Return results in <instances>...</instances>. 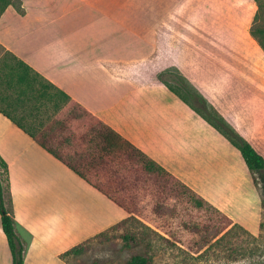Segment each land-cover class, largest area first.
I'll return each instance as SVG.
<instances>
[{"label": "crops", "instance_id": "0c3cea01", "mask_svg": "<svg viewBox=\"0 0 264 264\" xmlns=\"http://www.w3.org/2000/svg\"><path fill=\"white\" fill-rule=\"evenodd\" d=\"M236 1L20 0L22 12L12 4L0 11L3 50L67 100L65 106L52 102L53 117L33 129L0 112V157L9 183L5 206L23 246V264H68L60 253L129 216L93 186L103 187L108 167L93 159L94 135L104 127H95L86 112L231 224L258 232L261 197L237 147L160 83L158 72L142 71L138 83L114 70L154 61L165 35L264 104V51L249 32L253 7L246 3L238 10ZM0 100L11 103L2 91ZM71 101L77 105L69 106ZM0 264H12L1 219Z\"/></svg>", "mask_w": 264, "mask_h": 264}, {"label": "rangeland", "instance_id": "374dc122", "mask_svg": "<svg viewBox=\"0 0 264 264\" xmlns=\"http://www.w3.org/2000/svg\"><path fill=\"white\" fill-rule=\"evenodd\" d=\"M5 1L18 5L20 0L0 1V10ZM246 3L253 7L249 27L263 30L257 33V38L264 40V0H237V9L243 4L245 9ZM3 52L0 46V57ZM148 69L158 72L157 78L159 73L170 72L172 78L200 94L206 101V110L190 99L176 81L168 78L171 86L212 121L221 124L222 120L229 126L231 131L227 132L231 139L237 141L238 136L242 137L264 156V104L223 71L209 66L188 47L165 35L160 36L158 56L154 61L114 66L115 71L138 83L141 72ZM42 85L45 81L37 77L34 87L41 91ZM19 89H5L0 84V91L8 94L11 102L0 100V107L29 129L50 120L54 115L52 102L62 99L51 86L45 88L47 93L42 96L29 88L24 93ZM66 103L67 100L60 102L61 106ZM254 111L260 112V120ZM95 127L102 126L96 123ZM143 163L144 158L131 149L121 154L120 161L108 157L107 173L101 184L110 185L113 196L126 202L134 210L135 218L109 231L108 238L88 242L81 251L66 256L64 261L68 264H121L132 254L148 252L152 264H264V207L260 216L262 226L258 232L251 233L231 224L225 215L175 179L144 172ZM255 177L256 188L264 201V175L255 172ZM91 178L98 181L93 175ZM115 178L124 179L125 185L111 184L110 180ZM0 179L5 184L1 167ZM6 195L4 190V201ZM125 236L132 239L126 242Z\"/></svg>", "mask_w": 264, "mask_h": 264}, {"label": "trees", "instance_id": "16d2710c", "mask_svg": "<svg viewBox=\"0 0 264 264\" xmlns=\"http://www.w3.org/2000/svg\"><path fill=\"white\" fill-rule=\"evenodd\" d=\"M3 1V0H0ZM8 4H12L15 6V8L19 11L22 12V8L20 7V2L18 5H15L12 2L5 1L4 6L1 8V10ZM0 10V11H1ZM256 16V15H255ZM259 31H263L261 29H254V27L250 28V34L257 40L258 44L264 51V40L263 39H258L257 38V33ZM33 76H32V75ZM159 73V81L160 83L166 85L172 92H174L177 96H179L184 102H186L193 110H195L198 114H200L209 124H211L215 129H217L221 134H223L226 138H228L233 145L237 147L239 150L247 168L249 169L254 184L257 187V179L255 177V172H260L264 175V156L257 152L254 147L246 140H244L242 137L238 136L237 141L231 139L229 137V133L227 132L230 130L229 126L224 124V122L221 121V124H216L214 121L211 120V117L206 116L204 113L201 112L199 107H197L195 104L191 103L188 101L177 89H175L173 86H171L168 83V78L173 79L176 81V83L181 86L182 89L186 92V94L190 97V99L194 100L196 103H198L202 108L206 110L207 104L205 99L198 93L194 92L191 88L188 86H185L180 80L176 78H172L173 76L170 74V72H164L163 74ZM37 77H40L39 74L34 72L30 66H28L25 62L21 61L19 58H17L15 55L11 54L8 51L3 52L2 56L0 57V84L5 85L8 88H15L19 87V92L21 93L26 89H31L41 96L46 94L45 88L47 86H51L48 82H45V85H42L41 91H38L35 87V80ZM19 95V94H18ZM64 99H67V96L65 94H62ZM62 100V99H61ZM75 104L73 101L69 102L68 105L71 106ZM77 105V104H75ZM70 108V107H69ZM0 112H2L4 115L7 117L11 118L15 123L20 127L23 128V126L17 122L15 119L12 118V116L7 113L5 110L0 108ZM90 118L95 120L97 123L102 125L104 127V131H98L93 138V141L96 140V147H97V152L93 154V159H97L96 161H100L102 164L106 165L105 158H108L110 156V159L112 158H117L120 161V156L121 154L126 151V150H134L137 153H139L143 158H144V163H143V171L151 174H164L167 175L173 179H175L177 182L185 186L183 183H181L179 180H177L175 177H173L170 173H168L163 167H161L159 164H157L155 161L152 159L148 158L145 156L142 152L137 150L134 146H132L129 142L126 140L122 139L118 134L114 133L113 130L110 128H107L104 126L103 123H101L98 119L93 117L91 114L86 112ZM37 143L41 145L43 148H45L47 151L50 153H53L50 148H48L44 143H42L40 140L36 139ZM54 154V153H53ZM58 157V156H57ZM0 167L2 168V171L4 173V181L5 184L2 182L0 179V219H1V226L2 230L6 236L7 243L9 246V249L11 251L12 255V264H23V246L21 242L19 241L18 237L15 234L14 231V220L9 212V210L5 206V201H4V190L6 193L8 192L9 189V183H8V178H7V166L6 163L3 161V159L0 157ZM69 167H71L69 165ZM72 168V167H71ZM80 177L83 179L87 180L90 182L84 174H82L80 171H78L75 168H72ZM111 184L114 183V185L117 184L119 185H125L124 179H111L110 180ZM93 186L98 189L100 192H102L106 197L111 199L113 202H115L118 206L123 208L129 216L125 218L123 221L118 222L117 224H114L113 226L109 227L108 229L99 232L95 234L93 237H90L75 246L67 249L66 251L62 252L59 254V257L63 260H65L66 256L70 254H76L81 249L90 241L94 239H102L103 237L108 238L111 234L107 235L109 231L116 230L118 227L121 226V224L128 219H133L135 218L133 216L134 210L130 208L126 202H124L121 199H118L117 197L113 196L111 193V186L106 185V186H99L97 184H93ZM258 188V187H257ZM202 199V198H201ZM263 207H264V201L261 198V217L263 215ZM260 227L262 226V222H260ZM150 229V228H149ZM128 239H132L131 236H125V241L128 242ZM121 264H152V257L148 252H142V253H135L132 254L125 262Z\"/></svg>", "mask_w": 264, "mask_h": 264}]
</instances>
